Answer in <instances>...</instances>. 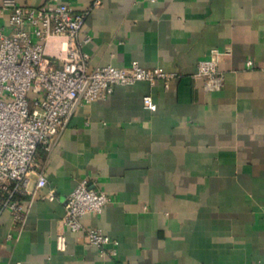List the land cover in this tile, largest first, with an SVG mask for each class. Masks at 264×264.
Wrapping results in <instances>:
<instances>
[{"label": "crops", "instance_id": "1", "mask_svg": "<svg viewBox=\"0 0 264 264\" xmlns=\"http://www.w3.org/2000/svg\"><path fill=\"white\" fill-rule=\"evenodd\" d=\"M87 33L92 66L138 60L177 76L116 85L77 109L51 152L39 149L49 185L33 177L21 227L0 215V264H264V0H102ZM213 48L230 50L225 84L206 90L195 73ZM84 178L112 197L82 220L119 241L116 255L68 228L57 248L66 197Z\"/></svg>", "mask_w": 264, "mask_h": 264}, {"label": "built area", "instance_id": "2", "mask_svg": "<svg viewBox=\"0 0 264 264\" xmlns=\"http://www.w3.org/2000/svg\"><path fill=\"white\" fill-rule=\"evenodd\" d=\"M101 2L94 0L92 7L76 11L61 0H45L41 6L0 0V215L9 210L19 227L26 219L22 197L31 193L33 177L38 188L49 185L39 149L51 152L80 106L107 97L118 84L177 76L138 60L124 67L92 66L84 46L93 37L88 33L81 37V31L90 10ZM229 53L213 48L199 61L195 76L204 80L206 90L224 86L219 63ZM144 102L151 110L157 108L151 94ZM45 197L55 199L56 189L50 188ZM111 201V195L89 179L80 180L66 197L57 248L67 249L68 228L83 232L89 243L111 247L110 253L116 255L119 241L82 220L88 213H101Z\"/></svg>", "mask_w": 264, "mask_h": 264}]
</instances>
